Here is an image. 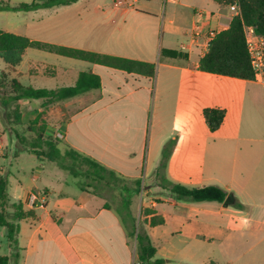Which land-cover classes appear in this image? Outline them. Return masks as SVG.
Returning <instances> with one entry per match:
<instances>
[{"label":"crops","instance_id":"0c3cea01","mask_svg":"<svg viewBox=\"0 0 264 264\" xmlns=\"http://www.w3.org/2000/svg\"><path fill=\"white\" fill-rule=\"evenodd\" d=\"M46 1L0 3L17 7ZM86 1L28 12L0 10V30L20 35L17 30L25 26L33 41L147 62L157 72L154 77L129 73L36 48L27 49L13 69L0 71L5 81L0 89L5 86L8 96L13 80L58 89L92 72L102 82L99 89L48 107L43 100L21 99L18 122L10 112L14 100L0 101V175H8L10 200L5 214L19 224L17 246L0 227L8 244L5 251L1 244L0 264H133L136 253L129 239L141 210L157 248L155 259L165 264H264V86L199 69L210 32L227 30L235 12L215 0H130L121 8L104 0L103 11L91 2L85 15L80 8ZM11 13L23 18L11 24ZM29 13L36 19L33 31L24 22ZM6 17L12 31L1 27ZM197 27L201 36L194 42ZM165 50L181 55L169 57ZM207 108L226 110L215 133L203 116ZM41 114L48 123L45 137L60 139L62 151L73 148L93 158L120 175V182L140 181L141 188L131 190L139 199L138 210L124 186L94 184L83 191V178L21 144L15 132ZM172 139L176 144L167 179L188 188L220 186L233 196L232 205L179 201L159 186L157 170ZM102 187L117 190L122 205L111 206L99 192ZM18 203L30 213L20 221L13 207ZM156 215L165 223L153 227L150 220Z\"/></svg>","mask_w":264,"mask_h":264},{"label":"trees","instance_id":"16d2710c","mask_svg":"<svg viewBox=\"0 0 264 264\" xmlns=\"http://www.w3.org/2000/svg\"><path fill=\"white\" fill-rule=\"evenodd\" d=\"M77 1L48 0L44 3L20 4L17 7L0 3V10L28 12L42 8L69 6ZM215 1L228 6L236 4L240 7L241 14L233 19L227 30L218 33L211 41L208 52L200 59L199 69L206 73L254 81V70L251 64L244 28L246 26H252L259 35L264 36V0ZM29 48H36L69 58L84 60L150 77H154L157 72V66L147 62L33 41L27 37L0 30V58L9 67L19 65L23 60L26 50ZM163 55L178 57L181 54L176 51L165 50L163 51ZM101 86L100 76L92 72H82L74 86L58 89H35L33 87H25L17 80H13L11 83V92L15 94L13 96L15 105L12 108V114L17 118V122L20 121V117L17 114L19 107L16 103L21 99L43 100V107H48L51 104L77 97L93 89H99ZM43 114L39 115L32 124L26 127V132L30 135V138L23 137L18 131L15 132L21 144L29 146L38 157L56 161L62 169L69 171L74 177L83 178L84 181L79 182V186L83 191H86L88 187L94 184L106 186L119 185L120 187L119 182L122 179L120 175L73 148H67L65 151H62L59 147L61 143L60 139L45 137L47 123L43 119ZM203 116L210 132L215 133L221 128L225 120L226 110L207 108L203 111ZM175 144L176 139H172L163 149L161 163L156 174L159 186L179 201L224 203L228 197V192L220 186L207 185L188 188L180 184H175L167 179L165 170ZM134 188L139 190L141 188V182L135 181L131 186H124L122 191L125 193L126 190H132ZM125 203L129 207L131 200H125ZM9 205V180L8 175L3 174L0 175V227H6L8 240L13 246H17L19 224L8 220L5 210ZM235 206L245 209V206L240 203H236ZM13 207L19 210V213L15 217L16 221L30 216V213H23L20 203L14 204ZM145 213L149 215L155 212L153 210H146ZM164 223L165 220L162 216L156 215L150 220V225L153 227L163 225ZM133 236L137 243V258L142 264L166 263L164 259H155L157 248L153 246L147 232L143 234L139 231L136 234L134 233Z\"/></svg>","mask_w":264,"mask_h":264},{"label":"rangeland","instance_id":"374dc122","mask_svg":"<svg viewBox=\"0 0 264 264\" xmlns=\"http://www.w3.org/2000/svg\"><path fill=\"white\" fill-rule=\"evenodd\" d=\"M103 1L104 0H87L83 5H82V7H86V8H80V10H83L84 11V14L85 15H88L90 12H87L89 9H90V7H89V5H92L93 3H91V2H94L95 4L94 5H99L100 6V11H103V9H104V7H103ZM135 5V7L137 8V6H136V4H134ZM92 14H93V12H92ZM28 17L26 18V19H24V22H25V25H29V26H31V31H33V30H35L36 28H35V26H36V24H35V22H36V19H31L32 18V16H34V13H29L28 15H27ZM8 17H10L9 18V21H10V23L11 24H16L17 22L19 23V21H20V19L21 18H23V16L22 17H16V15H13L12 13L10 14V16H8ZM8 17H6L5 18V21L3 22V26H1V27H5V28H7V29H10L9 31H12L13 30V28L10 26H6L5 25V23H7V18ZM2 25V24H1ZM93 25H94V23H93ZM95 27V29L94 30H96V29H99V25H95L94 26ZM27 28L24 26L22 29H19V30H17L18 31V33H20V36H24V37H26V35L28 34V31L26 30ZM4 68H11V67H9L1 58H0V71L2 72V73H6V71H5V69ZM12 69H13V67H12ZM2 73H1V75H0V86H2L3 84H4V79L2 78ZM34 87V86H33ZM13 96H14V94L13 95H10V96H8V91H7V89L5 88V86L4 87H2L1 89H0V101H9V100H11V99H13ZM0 107H2V105H0ZM10 112H13V109H11L10 110ZM14 119V118H13ZM15 121V120H14ZM47 123V122H46ZM48 124V123H47ZM203 124H205L204 123V121H203ZM16 125V124H15ZM205 127V129H204V131L206 132V130H207V128H206V125L204 126ZM18 132L21 134V135H23V137H26V138H30V135H28L27 134V132H26V127H22V128H19L18 129ZM6 141H7V147L9 148L10 147V135L8 134L7 135V139H6ZM62 147L65 145V142H62ZM15 167V166H14ZM13 167V168H14ZM121 186H131L132 185V183H130V182H127V181H121L120 183H119ZM101 194H103V196L104 197H106L107 198V200H108V203L111 205V206H113V207H115V208H118L119 206H121L122 205V203L124 202L123 201V199H122V197H121V195H120V193L117 191V190H115V189H113V188H109V187H102L101 188V190L99 191ZM125 196L127 197H133V198H135V205H134V212L136 211V210H138V203H139V199L137 198V196H136V194L133 192V191H131V190H126L125 191ZM130 198V199H131ZM143 215H142V210H141V213H140V215L138 216V218H135V224H134V227H133V230H132V233H131V236H130V244L134 247V251H135V253H136V259L138 260V258H137V243H136V240H135V237L133 236L134 235V233L136 234L137 232H141V233H145L146 232V229H147V226H146V223L144 222V219H143ZM2 231L0 230V241H1V244H2V250L3 251H5L6 249H7V246H8V244H7V240L2 236V233H1ZM173 264H177V263H173Z\"/></svg>","mask_w":264,"mask_h":264},{"label":"built area","instance_id":"2783aa9c","mask_svg":"<svg viewBox=\"0 0 264 264\" xmlns=\"http://www.w3.org/2000/svg\"><path fill=\"white\" fill-rule=\"evenodd\" d=\"M130 0H114V5L118 8L124 7ZM230 8L235 12L236 16H240L241 11L238 5H231ZM246 43L250 54L251 64L254 70V81L264 86V36L259 35L255 28L252 26H246L244 28ZM216 31H211L208 37L206 45H210L211 41L217 36ZM201 36V30L197 27L194 30L193 41L197 42V39ZM182 50H188L186 45H182ZM3 154V149L0 147V155ZM32 197L36 200L38 194H33ZM1 247V241H0ZM133 264H142L135 258Z\"/></svg>","mask_w":264,"mask_h":264},{"label":"water","instance_id":"95a60500","mask_svg":"<svg viewBox=\"0 0 264 264\" xmlns=\"http://www.w3.org/2000/svg\"><path fill=\"white\" fill-rule=\"evenodd\" d=\"M233 203H234V198H233L232 195H229V196L226 198V200H225V202H224V205L227 207V206L232 205Z\"/></svg>","mask_w":264,"mask_h":264}]
</instances>
